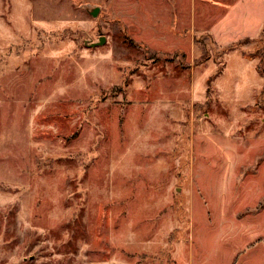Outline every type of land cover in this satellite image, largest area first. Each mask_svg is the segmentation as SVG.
I'll use <instances>...</instances> for the list:
<instances>
[{
    "label": "rangeland",
    "instance_id": "rangeland-1",
    "mask_svg": "<svg viewBox=\"0 0 264 264\" xmlns=\"http://www.w3.org/2000/svg\"><path fill=\"white\" fill-rule=\"evenodd\" d=\"M0 264H264V0H0Z\"/></svg>",
    "mask_w": 264,
    "mask_h": 264
},
{
    "label": "water",
    "instance_id": "water-1",
    "mask_svg": "<svg viewBox=\"0 0 264 264\" xmlns=\"http://www.w3.org/2000/svg\"><path fill=\"white\" fill-rule=\"evenodd\" d=\"M103 42H104L103 38H100L98 44H101V43H103ZM94 45H95V44H94Z\"/></svg>",
    "mask_w": 264,
    "mask_h": 264
}]
</instances>
